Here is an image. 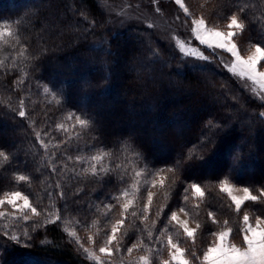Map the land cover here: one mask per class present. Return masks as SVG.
<instances>
[{
    "label": "trees",
    "instance_id": "trees-1",
    "mask_svg": "<svg viewBox=\"0 0 264 264\" xmlns=\"http://www.w3.org/2000/svg\"><path fill=\"white\" fill-rule=\"evenodd\" d=\"M183 2L189 18L215 28L237 16L241 52L253 43L264 47V0ZM0 23L10 30L0 52V123L11 131L0 133L7 157L0 156V194L19 190L39 213L16 219L18 240L0 235V264H96L62 225L100 244L102 216L112 211L121 219L123 193L139 176L163 182L153 186L147 214L138 205L124 217L122 249L139 253L153 239L164 252L170 230L195 263L199 240L162 217L182 206L204 225L206 210L233 218L221 179L264 189V102L214 57L184 60L143 26L108 34L96 0H0ZM66 110L85 122L60 129ZM192 183L201 186L202 201H194ZM249 204L264 217V200ZM151 220L158 236L147 230Z\"/></svg>",
    "mask_w": 264,
    "mask_h": 264
},
{
    "label": "rangeland",
    "instance_id": "rangeland-1",
    "mask_svg": "<svg viewBox=\"0 0 264 264\" xmlns=\"http://www.w3.org/2000/svg\"><path fill=\"white\" fill-rule=\"evenodd\" d=\"M96 3L104 16V20H105L104 30L108 34H117L127 29L133 27H141V26L151 29L161 40L176 48V50L178 51V53H180V55L184 60L208 61V60H212L210 56L214 57L222 65L224 70H226L234 78H236L239 85L249 95H251L252 97H254L255 99L261 102H264V81L259 79L250 80L246 75L241 76L239 66H237L235 71H231L230 69L232 66L233 57L231 56L230 53L224 52L220 49L213 50L212 48H208L206 45L200 44L199 40L196 38V34L192 31L194 27L192 22L193 20H198L201 18L200 17L189 18L188 11L186 13L184 9L181 8L175 2V0H96ZM182 3L184 4L183 0ZM228 22L229 20L227 21V24ZM50 24L43 22V26L47 25V27H50L49 26ZM227 24H226V28H215L207 25V23L205 22V28L201 32V34L202 35L205 34L209 29L226 32L228 31ZM0 33H2L0 34V52H2L1 51L2 38L3 36L10 34V30L7 29L6 24L0 23ZM233 42L236 43L235 40H233ZM181 46H183V50ZM193 49L195 50L196 54H192ZM238 50H239V54L246 59L247 56L252 51V44L247 46L246 49L243 50L242 52L240 51L239 47ZM201 57H207V59H203ZM42 93L44 94L46 93L47 97H49V100H52L56 103H58L60 100L59 99L60 97L53 95L47 88L42 89ZM188 111L191 112L192 109L189 108ZM61 114H63V116L61 117L62 122L61 124H59V126L57 125V127H59L60 129L71 131L74 128V126L80 125L77 119L79 117L75 116L72 111L66 110L64 112H61ZM137 117L140 118V116ZM79 119L83 120L81 118ZM83 121L85 122V120ZM3 131L6 133L11 132L10 129H7L2 123H0V133H2ZM220 161L221 159L218 162L219 164ZM162 182L156 181L153 178L149 179L144 176L141 177L139 176L135 180L133 185L130 186L131 188L127 191L128 195L123 197L120 202V205H118V208L122 210V205L131 201L127 212L123 216H120L121 219L117 218L114 214H112V211L104 213L105 215L106 214L108 215L107 218L104 217V215L102 214L103 215L102 220L105 222L103 225L98 224V226L96 227L98 231L101 230L105 231L104 237L102 238L100 244H96L90 238L87 240L77 239L73 230L70 229L71 223L69 222H64L63 223L64 226L62 225V227L65 228V231L68 232L70 239L76 242V246H78V249H80L81 251L80 253L83 254V256L87 260L93 263L165 264V261H168L169 264H173L169 256L168 238L171 237L174 243H178L179 247L181 249L183 248L182 245L178 242V240H176V238L172 234L173 231L170 230H167L166 234H164L165 241L164 240L162 241L163 245L165 244L164 252L162 251L161 245L160 246L158 245L160 241L153 239L150 241V243H148L145 246L144 251H139L140 254L137 252L129 253L128 250H126L127 248L125 250L122 249L123 246L120 245V241L122 238L121 233H122L123 223L120 224L118 232L116 234L117 240H115L111 246H108L106 243L108 240V236L112 234L111 229L113 224H115L117 221H123L126 214L132 213L134 209L137 208L138 205L143 210L144 205L148 203L147 197L149 191L153 193V198H154L155 193L153 192V186L161 185ZM221 182H226L227 185L231 186L230 187L231 195L236 196L238 198L244 195L240 189L244 187H248V186L236 184L227 179H221L217 183V187L219 190H220ZM199 187L201 188V186ZM261 190L264 189H260L255 192L249 188L250 193L252 195H256L259 198L258 200L260 199L264 200V197L260 196ZM13 191H19V190H8L0 194V200H5L4 204H0V213L4 214L0 216V235H2L1 237L6 240H11L10 237L12 235H17V233L19 232L17 229L18 224L13 225L16 219L17 218L22 219L24 212H28L32 214L30 208L25 210L19 207L20 205L23 204V201L20 200L19 198H16L15 207L6 202L8 199V194ZM201 191L203 192L202 188ZM21 193L24 194L23 192ZM203 195L200 196L198 194H194V201L195 202L202 201ZM222 195L225 198L229 199L230 202L232 203L229 194L227 192H223ZM249 202L252 201H246L244 205H242L241 210L239 212L236 211L235 205L232 203V208L234 209V212H236L233 218L225 219L222 216L217 217L214 213L211 212L213 214V218L215 219V223H213V218H209L208 216V213L210 211L205 209L206 217L205 219L204 218L203 219L206 225L201 224L200 221L197 220V217L192 216L182 206H175V208L171 209L167 215L162 217L164 222L170 221L174 223V225H176L180 229L182 234L186 236V234L183 231V227H181L180 224V222H184L189 229L195 230L194 236L191 238L188 237L191 240V242L192 241L196 242L199 240V243L202 245L201 247L202 250L196 256L195 258L196 261H194L195 263H192V261H190V258H188L185 255L184 251H183V255L180 256L178 259H183L187 261L188 264H207V262L203 260V254L204 252L207 251L208 247L216 246L217 238L215 235H213V233H219L226 229H232V234L230 235V237L225 238L224 241L220 242V247L227 248L231 244H236L238 247H243V238H242L241 229L247 227V225H244L243 223V215L245 213L249 215L250 217L249 223L253 227L256 226V217L259 216L254 213L252 208H250ZM29 203L33 207L30 199H29ZM151 205L152 203L149 205V208L151 207ZM181 209H183V211H181ZM173 212H175L177 215L178 218L177 221H172L170 219ZM260 217L264 219V217L262 216ZM36 218H37L36 216H33L32 220L36 221L35 220ZM155 219L158 220L157 218H154V220ZM157 225L158 223L156 221L154 222L153 220H151L149 224L147 222V230L152 235L157 233L158 236L159 231L156 233L155 231L152 232L154 227ZM197 225H199V227H197ZM204 226L206 227L205 229ZM260 227L264 228V224H261ZM70 233H74V235H70ZM106 246L112 247L113 254L111 256H109L107 253H101L99 251L101 247H106ZM117 247H119L120 251H116ZM97 257L99 259H96ZM141 257H144L145 259L141 260Z\"/></svg>",
    "mask_w": 264,
    "mask_h": 264
},
{
    "label": "snow or ice",
    "instance_id": "snow-or-ice-1",
    "mask_svg": "<svg viewBox=\"0 0 264 264\" xmlns=\"http://www.w3.org/2000/svg\"><path fill=\"white\" fill-rule=\"evenodd\" d=\"M175 2L187 13L188 10L187 8H185L182 0H175ZM192 23L194 25L192 31L196 34V38L199 40L200 44L206 45L208 48H212L213 50L220 49L231 54V56L233 57L232 66L230 69L231 71H235L237 66H239L241 76L246 75L250 80L259 79L264 81V47L259 44L253 43L252 51L245 59L239 54L237 44L233 42L234 37H236L239 30L243 28V24L238 21L237 16L233 15L230 17L227 24L228 31L226 32L209 29L205 34L202 35L201 32L205 28V20L201 18L198 20H193ZM181 47L183 50V46ZM192 54H196L194 49L192 50ZM201 58L207 59V57ZM19 116L24 117L25 112L23 110H20ZM77 119L80 124L84 123L83 120H80L79 118ZM0 156H5V152L0 150ZM5 159H7L6 156ZM99 159L100 157L98 156L93 157V160ZM137 175H139V173H137ZM17 179L19 181H25L26 176L19 175ZM230 187L231 186L227 185L226 182H221L220 191L222 193L227 192L229 194V197L232 203L235 205V209L237 212L241 210L242 205H244L246 201H257L259 199L256 195H252L250 193L248 187L240 189L244 194L242 197L238 198L236 196H233L231 195ZM191 189L194 194H198L200 196L203 195V192L201 191V188L197 183H192ZM185 191H187V189H185ZM123 195L127 196L128 193L124 192ZM260 196L264 197V190L260 191ZM16 198H19L23 201V204L19 206L21 209L26 210L30 208V211L33 215H39L36 207H32L30 205L28 196L22 194L20 191H13L9 193L6 202L15 207ZM147 199L148 203L144 205L143 209L145 214L149 212V205L153 200V193L151 191H149ZM185 199H187V197H185ZM4 203L5 200H0V204ZM130 203L131 201L122 205L121 216H123L127 212ZM181 211H183V209H181ZM2 215L4 214L0 213V216ZM133 215H135V213H133ZM208 216L209 218H213V214L211 212L208 213ZM23 219L25 221L30 219L26 212L23 215ZM57 219H59V217H57ZM170 219L172 221L178 220L175 212L172 213ZM249 220V215L245 213L243 215V223L244 225H247V227L241 229L243 247H238L236 244H231L227 248L220 247V242L224 241L225 238L230 237V235L232 234V229H226L219 233H213V235H215L217 238L216 246L208 247L207 251L203 254V260L207 262V264H264V228L260 227L261 224H264V219H262L260 216H257L255 227H253L249 223ZM121 223H123V221H117L115 224H113L111 229L112 234L108 236V240L106 242L108 246H111L113 242L117 240L116 234ZM213 223H215L214 218ZM180 224L181 227H183V231L187 237L191 238L194 236L195 230L189 229L184 222H180ZM197 227H199V225H197ZM70 235H74V233H70ZM10 238L13 241L18 240V237L16 235H12ZM108 246L101 247L99 251L101 253H107L109 256H111L113 254V249L112 247ZM133 250L134 248L132 247L128 248L129 253H132ZM168 250L173 264H177V262L178 264H188L187 261L178 259L183 255L184 250L179 247L178 243H174L171 237L168 238ZM116 251H119V247L116 248ZM193 256H195V253H193ZM96 259L99 258L97 257ZM144 259V257H141V260ZM165 264H169V262L165 261Z\"/></svg>",
    "mask_w": 264,
    "mask_h": 264
}]
</instances>
